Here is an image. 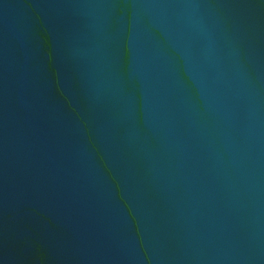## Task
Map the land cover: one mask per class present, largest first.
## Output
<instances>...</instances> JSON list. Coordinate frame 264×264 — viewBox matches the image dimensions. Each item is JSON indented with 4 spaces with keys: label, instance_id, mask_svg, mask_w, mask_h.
<instances>
[{
    "label": "water",
    "instance_id": "1",
    "mask_svg": "<svg viewBox=\"0 0 264 264\" xmlns=\"http://www.w3.org/2000/svg\"><path fill=\"white\" fill-rule=\"evenodd\" d=\"M0 264H264V0H0Z\"/></svg>",
    "mask_w": 264,
    "mask_h": 264
}]
</instances>
